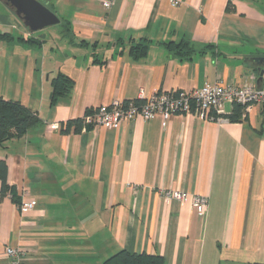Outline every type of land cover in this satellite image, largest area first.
Returning a JSON list of instances; mask_svg holds the SVG:
<instances>
[{
  "label": "crops",
  "instance_id": "1",
  "mask_svg": "<svg viewBox=\"0 0 264 264\" xmlns=\"http://www.w3.org/2000/svg\"><path fill=\"white\" fill-rule=\"evenodd\" d=\"M39 1L65 32L31 31L0 0V34L11 36L0 37V94L41 119L0 144L16 200L36 203L20 211L0 179V264L7 246L24 264H105L122 249L166 264H264V103L238 121L212 111L62 130L114 100L217 82L264 88L252 59L264 56V0ZM144 41V55L132 51ZM59 74L72 86L52 103ZM196 195L208 199L203 214Z\"/></svg>",
  "mask_w": 264,
  "mask_h": 264
},
{
  "label": "built area",
  "instance_id": "2",
  "mask_svg": "<svg viewBox=\"0 0 264 264\" xmlns=\"http://www.w3.org/2000/svg\"><path fill=\"white\" fill-rule=\"evenodd\" d=\"M169 2L171 6H177L181 0H169ZM102 3L105 8H110L113 0H102ZM226 103L242 104L246 110H249L253 105L264 103V88L250 82L241 86L217 82L187 91L169 90L154 94L142 103L136 100H114L102 104L94 113L85 115L83 119L85 125H112L138 117L148 120L157 114L162 115L165 120L186 114L212 118V114H209L214 111L217 113L216 118L227 120V117L221 115L224 113L223 105ZM166 196L181 201L185 199L186 194L181 191H169ZM193 204L199 214H203L207 208L208 199L204 195H196ZM35 205V202L23 201L18 208L20 211L32 210ZM6 255L7 264H24L21 252L15 247L7 246Z\"/></svg>",
  "mask_w": 264,
  "mask_h": 264
},
{
  "label": "trees",
  "instance_id": "3",
  "mask_svg": "<svg viewBox=\"0 0 264 264\" xmlns=\"http://www.w3.org/2000/svg\"><path fill=\"white\" fill-rule=\"evenodd\" d=\"M64 32L68 29V26L63 24ZM1 38L10 39L9 33L0 34ZM41 39L36 38L32 42H39ZM142 47L139 45L133 46L132 51L144 55L147 50L148 43L141 42ZM166 47L172 51L181 55H189L194 52L193 47L187 41L174 42L170 41L166 43ZM72 86L71 80L63 75L59 74L53 82L52 103L61 96L69 93ZM96 109L87 110L86 115L92 114ZM245 112V106L238 103H233L232 111L227 118L231 121H238L242 119V115ZM84 117L68 120L64 125L63 132L67 133L74 126V130L79 132L84 126L90 127L92 124L85 125ZM41 119L38 114L23 104L19 100L7 99L0 94V144H3L6 140L13 137L23 136L29 128L39 124ZM8 166L5 160L0 159V179L2 181V194L10 193L13 199L16 200L15 188L8 184L7 180ZM20 206V205H19ZM18 206V207H19ZM105 264H166L163 257L156 254L148 253H132L126 249H122L109 257ZM262 264V263H255Z\"/></svg>",
  "mask_w": 264,
  "mask_h": 264
},
{
  "label": "water",
  "instance_id": "4",
  "mask_svg": "<svg viewBox=\"0 0 264 264\" xmlns=\"http://www.w3.org/2000/svg\"><path fill=\"white\" fill-rule=\"evenodd\" d=\"M16 14L24 21L31 31H40L49 26L58 25L61 20L39 0H4ZM43 37L45 35H42ZM258 66L260 79L264 76V56L252 58Z\"/></svg>",
  "mask_w": 264,
  "mask_h": 264
},
{
  "label": "rangeland",
  "instance_id": "5",
  "mask_svg": "<svg viewBox=\"0 0 264 264\" xmlns=\"http://www.w3.org/2000/svg\"><path fill=\"white\" fill-rule=\"evenodd\" d=\"M61 27H62V25L60 26L59 24L58 25L50 26V27L44 29L43 34H48V37H49L50 34L53 31H56V30L60 29Z\"/></svg>",
  "mask_w": 264,
  "mask_h": 264
}]
</instances>
